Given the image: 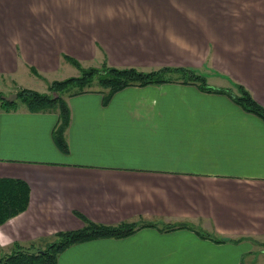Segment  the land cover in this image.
Masks as SVG:
<instances>
[{
	"label": "crops",
	"instance_id": "obj_1",
	"mask_svg": "<svg viewBox=\"0 0 264 264\" xmlns=\"http://www.w3.org/2000/svg\"><path fill=\"white\" fill-rule=\"evenodd\" d=\"M221 1L0 0V93L46 94L79 77L66 56L87 68L188 69L264 108V8ZM105 93L66 91V152L57 110H0V179L29 190L0 248L46 244L84 218L137 230L73 245L56 264H264V121L181 80Z\"/></svg>",
	"mask_w": 264,
	"mask_h": 264
},
{
	"label": "trees",
	"instance_id": "obj_2",
	"mask_svg": "<svg viewBox=\"0 0 264 264\" xmlns=\"http://www.w3.org/2000/svg\"><path fill=\"white\" fill-rule=\"evenodd\" d=\"M64 59L70 62L80 72L77 78H69L63 81H54L48 85V92L51 95L41 94L32 90L17 89L14 94L17 99L13 103L2 100L0 93V110L15 111L17 109V101L23 103L31 112H47L56 107L59 115V122L54 132V140L63 152H66V144L64 140V132L69 123L70 112L67 103L62 94L71 88L75 90V94L85 92L91 88L96 81L97 85L105 93V102H107L116 92L127 87H142L152 84H160L165 82L184 81V83L199 85V88L207 92L224 93L231 96L233 102L244 111L251 113L264 121V108L258 105L250 93L242 86H237V94L225 90H214L208 88L205 80L195 75L188 69H161L149 73H144L134 68L116 69L106 65L100 68L82 67L73 59L64 56ZM177 74L178 78H171L167 74ZM167 75V76H166ZM29 190L27 186L18 180L0 179V227L10 219L25 212L28 206ZM84 226L79 231L59 232L55 234V239L50 243H46V248L38 247L35 254L23 252V250H33L36 244L31 243L24 248L20 243L14 242L10 248H0V264H56L58 254L79 243L89 242L99 239H121L131 236L136 230V224H121L118 226H105L95 224L84 218H81ZM183 228V227H182ZM205 237V236H201Z\"/></svg>",
	"mask_w": 264,
	"mask_h": 264
},
{
	"label": "rangeland",
	"instance_id": "obj_3",
	"mask_svg": "<svg viewBox=\"0 0 264 264\" xmlns=\"http://www.w3.org/2000/svg\"><path fill=\"white\" fill-rule=\"evenodd\" d=\"M221 4V6H222V8H224V9H226V8H228V9H231V8H238V9H242L244 12H247L248 10H250V9H252V8H260L261 10H262V8H264V0H222L221 1V3L219 2V5ZM82 67V69H86L87 67H85V66H81ZM97 69L98 68H100V67H96ZM79 71V70H78ZM79 74H81V72L79 71ZM76 75H78V72L76 71ZM203 75V78L205 79V83L207 82V84H209L211 87L212 86H214L215 87V85H218V84H215L212 80H207V78H206V76L204 75V74H202ZM91 88H97V89H102L103 90V88H100L98 85H97V83H96V81L94 80V83H93V85L91 86ZM33 89H35V90H38V89H36V88H33ZM34 91V90H33ZM72 91H75V90H72L71 88H69L68 90H67V92H72ZM106 91V90H105ZM107 92V91H106ZM5 93V92H4ZM47 95H51L50 94V92H48L47 91V93H46ZM10 95V94H9ZM67 96V94H66V92H65V94H62V96ZM3 96H8V94H3ZM17 106H19V107H25V105L23 104V103H21L20 101H17ZM52 110H50V111H54V110H56L57 108L56 107H54V108H51ZM51 242V241H50ZM50 242H48V243H50ZM30 244H24L23 245V247L24 248H27L28 246H29ZM46 245H49V244H44V242L42 243V244H39V245H37L36 244V246H35V248L33 249V250H35V249H38V246L39 247H41V249H43V248H46L45 246ZM10 247H8V248H5L7 251H5V252H9V249ZM0 253H2L1 251H0Z\"/></svg>",
	"mask_w": 264,
	"mask_h": 264
},
{
	"label": "water",
	"instance_id": "obj_4",
	"mask_svg": "<svg viewBox=\"0 0 264 264\" xmlns=\"http://www.w3.org/2000/svg\"><path fill=\"white\" fill-rule=\"evenodd\" d=\"M17 99L16 94H10L8 96H2V100L8 103H13ZM23 252L29 253V254H35L36 250H23Z\"/></svg>",
	"mask_w": 264,
	"mask_h": 264
}]
</instances>
